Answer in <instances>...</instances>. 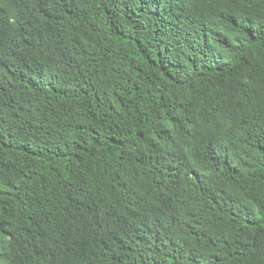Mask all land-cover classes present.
Here are the masks:
<instances>
[{"label":"trees","instance_id":"obj_1","mask_svg":"<svg viewBox=\"0 0 264 264\" xmlns=\"http://www.w3.org/2000/svg\"><path fill=\"white\" fill-rule=\"evenodd\" d=\"M0 264H264V0H0Z\"/></svg>","mask_w":264,"mask_h":264}]
</instances>
